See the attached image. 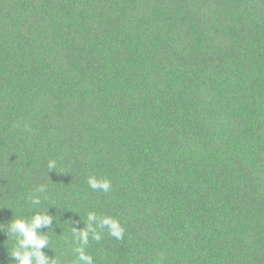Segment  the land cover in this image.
I'll use <instances>...</instances> for the list:
<instances>
[{
  "label": "trees",
  "instance_id": "obj_1",
  "mask_svg": "<svg viewBox=\"0 0 264 264\" xmlns=\"http://www.w3.org/2000/svg\"><path fill=\"white\" fill-rule=\"evenodd\" d=\"M36 213L56 264H264V0H0V264Z\"/></svg>",
  "mask_w": 264,
  "mask_h": 264
},
{
  "label": "clouds",
  "instance_id": "obj_2",
  "mask_svg": "<svg viewBox=\"0 0 264 264\" xmlns=\"http://www.w3.org/2000/svg\"><path fill=\"white\" fill-rule=\"evenodd\" d=\"M49 169L55 168V162H50ZM89 185L92 189L102 188L104 191H108L111 187L110 182L105 180L98 182L94 177L89 178ZM39 192H43L44 188L41 186L38 189ZM31 202L33 204H39V196H32ZM97 216L94 213H89L88 220L92 221ZM11 222L7 225V237L10 235L14 238V244L10 255L13 257L15 264H56L53 259L48 258L41 248L47 246L49 241L48 237L37 232V229L43 224H50L51 217L47 213H36L30 219L25 217H18L11 219ZM99 224L101 228H108L112 236L120 239L123 235V229L119 225L117 220L111 217L99 218ZM5 228V227H0ZM89 231H92V238L100 240V235L92 229L91 223L83 231L76 233L80 238V245L75 249L77 254V264H93L92 257L86 254L85 246L89 242Z\"/></svg>",
  "mask_w": 264,
  "mask_h": 264
}]
</instances>
